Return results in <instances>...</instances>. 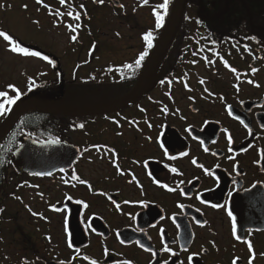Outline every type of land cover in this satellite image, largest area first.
Listing matches in <instances>:
<instances>
[{"label": "flooded vegetation", "instance_id": "flooded-vegetation-1", "mask_svg": "<svg viewBox=\"0 0 264 264\" xmlns=\"http://www.w3.org/2000/svg\"><path fill=\"white\" fill-rule=\"evenodd\" d=\"M161 3L147 4L154 26L141 33L139 65L140 55L111 58L99 42L74 54L86 100L57 104L113 103L142 82L141 94L109 112L57 116V141L78 148L70 168L9 172L0 264H264V0H168L158 26ZM171 20L170 43L142 80Z\"/></svg>", "mask_w": 264, "mask_h": 264}, {"label": "rangeland", "instance_id": "rangeland-1", "mask_svg": "<svg viewBox=\"0 0 264 264\" xmlns=\"http://www.w3.org/2000/svg\"><path fill=\"white\" fill-rule=\"evenodd\" d=\"M107 1L100 4L98 0H66L67 3L61 5L58 0H43V4L37 3V0H0V30H9L23 45L34 46L47 54L54 51L69 76L79 48L92 42L90 34H94V39L106 44L107 48H114L109 51L111 58L138 57L143 48L141 33L154 26L151 6L143 4V0H118L119 6H108ZM44 4L49 7L45 8ZM81 4L84 9L79 7ZM56 11L80 12L81 18L78 22L67 15L60 18L53 15ZM69 23L81 26L76 33H72L67 28ZM73 34L77 36L75 41L70 38ZM85 53L82 52L81 58H85ZM47 76H54L47 60L13 53L9 43L0 38V91L14 95L13 89L7 87L13 84L23 94Z\"/></svg>", "mask_w": 264, "mask_h": 264}, {"label": "water", "instance_id": "water-1", "mask_svg": "<svg viewBox=\"0 0 264 264\" xmlns=\"http://www.w3.org/2000/svg\"><path fill=\"white\" fill-rule=\"evenodd\" d=\"M179 1L183 2L184 0ZM179 9L182 8L179 7ZM171 26L172 20L167 24L162 37L150 53L142 80L144 79V75L148 74L153 61L159 58L160 53L168 47L170 43L168 40L169 28ZM141 84L142 82L127 97L106 105L61 107L35 99L22 100L15 106L10 117L0 126V140L9 132L16 120L23 113L39 112L50 116L81 118L101 112H109L135 100L141 94ZM77 155L78 148L74 145L55 139L40 141L32 137H25L24 141L14 151L12 167L17 173L25 172L30 176L39 177L50 176L59 169L70 168L74 164ZM49 173L51 174L49 175Z\"/></svg>", "mask_w": 264, "mask_h": 264}, {"label": "trees", "instance_id": "trees-1", "mask_svg": "<svg viewBox=\"0 0 264 264\" xmlns=\"http://www.w3.org/2000/svg\"><path fill=\"white\" fill-rule=\"evenodd\" d=\"M4 31L10 33L9 30ZM13 37L16 38L15 36ZM20 43L24 44L21 41ZM23 46L30 51L40 52L41 56L38 58L43 59L44 56H48L47 62L51 64L54 76H47L31 86L15 104H6L5 108L10 110L0 114V125L7 120L17 103L23 99H36L51 103L62 101L69 104H80L86 100L84 91L88 83L80 82L76 76L67 75L54 51L51 50L53 53L47 51L50 55L42 50H36L34 46ZM3 101L4 99H0V102ZM63 121L70 122L69 119H63ZM57 122L56 116L39 112H26L17 119L10 131L0 140V193L4 188L7 175L13 171L11 165L13 153L22 143L24 137L31 136L38 140L57 139Z\"/></svg>", "mask_w": 264, "mask_h": 264}, {"label": "snow or ice", "instance_id": "snow-or-ice-1", "mask_svg": "<svg viewBox=\"0 0 264 264\" xmlns=\"http://www.w3.org/2000/svg\"><path fill=\"white\" fill-rule=\"evenodd\" d=\"M66 0H60V4L63 5L65 4ZM98 2L100 4H103L104 3V0H98ZM37 3L39 4H43V0H37ZM149 3V0H143V4L147 5ZM27 7V6H25ZM44 7L45 8H48L49 6L47 4H44ZM81 9H84V5L81 4L79 6ZM120 7H123V5H121ZM160 9H163V14L160 12V11H155V15H156V18H157V25L158 26H162L163 23H164V17L167 15V8H168V0H163V3H161L159 6H158ZM53 15L55 16H58L60 18H63L65 15L69 16V17H73L74 20H76L77 22L80 20L81 18V14L80 12H76L75 14L72 12V11H68L67 13H64V12H60V11H56L53 13ZM80 24L79 23H76L75 26H73V24L69 23L67 24V28L72 32V33H76V31L80 28ZM0 38H3L5 41H7L10 45V50L13 52V53H23L25 56H41V53L38 52V51H30L28 48L24 47L20 42H18V40L16 38L13 37V35H11L9 32L7 31H4V30H0ZM73 41H75L77 39V36L75 34H73L71 37H70ZM144 39L146 41H148V46L149 47H152V40H153V34L152 32H147L144 36ZM147 55L146 52H142L139 56V59L136 60V64L139 65L145 58V56ZM44 60H48L49 57L48 56H44L43 57ZM227 63V62H225ZM129 67H131V65H129ZM233 72L236 71L235 68L232 69ZM253 72L256 71V69H253L252 70ZM249 83H252V81H248ZM200 83H204L203 80L200 81ZM8 88L10 89H13L14 91V95H9V92L8 91H0V97L4 98V101L3 102H0V114H3L4 112L6 111H9L10 109H6L5 108V105H12V104H15L16 101L20 100L21 99V91L19 88H17L15 85L13 84H9L7 86ZM164 111H167V108L164 109ZM230 111V109H229ZM246 126V125H245ZM80 127H83V125H80ZM247 127V126H246ZM149 139H151L149 137ZM229 141H231V136L229 135L228 137ZM163 146V145H162ZM94 147H100V146H94ZM108 151H111V152H114L115 150L114 149H109ZM205 151H207V149H205ZM181 156H184V155H187V153H181L180 154ZM171 159H176L175 156H172ZM193 163H195V161H193ZM202 167V166H201ZM116 168L119 170L120 168V165L117 163L116 164ZM63 171V170H62ZM172 172H176L177 169L176 168H172L171 169ZM205 171H208L207 169H205ZM51 173H49L50 175ZM121 174H123L121 172ZM72 180H79V182L81 184H87L89 188H91L92 186L90 184H88V182L86 180H82L80 179L79 176L77 175H73L72 177ZM67 183V181H65ZM156 183H160V181H156ZM164 188L168 189L169 191H175L176 189L174 188H170L167 184H164L162 185ZM231 195V193L229 194ZM69 200L72 199V197H68ZM109 199H111L109 197ZM77 203H83V201H77ZM113 203H115V201H113ZM85 207H87V205H85ZM116 207L119 208L120 205L119 204H116ZM181 207H183V205H181ZM213 207H220L219 205H213ZM57 211H60V209H56ZM229 215H231V212H229ZM235 218H233L234 220ZM197 223H199V221H197ZM236 239L237 240H240V236L237 235L236 236ZM247 246L249 248V250H252L253 249V244L251 243V241H248L247 242ZM141 247H143V245H141ZM164 251H167V252H171L172 250L170 248H168L167 246H165V248L163 249ZM149 251H152L151 249H149ZM153 255H155V252L152 253ZM174 255V253H173ZM251 256L252 258L254 259L255 258V252L254 251H251ZM85 259H87V257H85ZM189 259H191V257H189ZM92 264H97V261L95 260H92ZM125 264H132L131 261H125ZM164 264H167V261L164 262ZM232 264H237L236 260L234 259ZM249 264H252L251 260L249 261Z\"/></svg>", "mask_w": 264, "mask_h": 264}]
</instances>
